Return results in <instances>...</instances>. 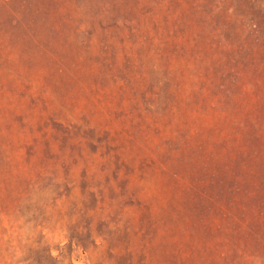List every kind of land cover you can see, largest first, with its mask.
<instances>
[{"label": "rangeland", "instance_id": "obj_1", "mask_svg": "<svg viewBox=\"0 0 264 264\" xmlns=\"http://www.w3.org/2000/svg\"><path fill=\"white\" fill-rule=\"evenodd\" d=\"M0 264H264V0H0Z\"/></svg>", "mask_w": 264, "mask_h": 264}]
</instances>
